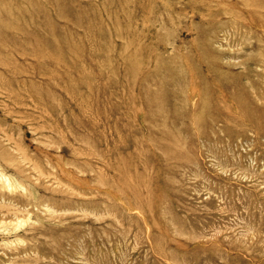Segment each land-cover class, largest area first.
Returning a JSON list of instances; mask_svg holds the SVG:
<instances>
[{
    "label": "rangeland",
    "instance_id": "1",
    "mask_svg": "<svg viewBox=\"0 0 264 264\" xmlns=\"http://www.w3.org/2000/svg\"><path fill=\"white\" fill-rule=\"evenodd\" d=\"M0 170V264H264V0H0Z\"/></svg>",
    "mask_w": 264,
    "mask_h": 264
},
{
    "label": "bare ground",
    "instance_id": "2",
    "mask_svg": "<svg viewBox=\"0 0 264 264\" xmlns=\"http://www.w3.org/2000/svg\"><path fill=\"white\" fill-rule=\"evenodd\" d=\"M0 183H2L6 188L13 189V188H19L20 190L25 191V187L18 183L15 178H11L6 172H3L0 170ZM16 190V189H15ZM30 215V214H29ZM23 219H21L22 221ZM9 221V220H8ZM23 222V221H22ZM21 222V223H22ZM25 223L23 222L22 226ZM6 225V224H5ZM17 229V228H16ZM6 231V229L4 230Z\"/></svg>",
    "mask_w": 264,
    "mask_h": 264
}]
</instances>
